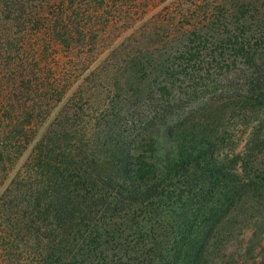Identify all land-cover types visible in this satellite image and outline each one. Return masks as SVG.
<instances>
[{
	"label": "trees",
	"instance_id": "16d2710c",
	"mask_svg": "<svg viewBox=\"0 0 264 264\" xmlns=\"http://www.w3.org/2000/svg\"><path fill=\"white\" fill-rule=\"evenodd\" d=\"M260 210L264 0H0V264H244Z\"/></svg>",
	"mask_w": 264,
	"mask_h": 264
},
{
	"label": "rangeland",
	"instance_id": "374dc122",
	"mask_svg": "<svg viewBox=\"0 0 264 264\" xmlns=\"http://www.w3.org/2000/svg\"><path fill=\"white\" fill-rule=\"evenodd\" d=\"M254 214L255 215H252V217L251 214L248 216L245 215L244 218L241 219L240 223L244 225L248 224V226L244 228L243 233H236V238L230 243L231 245L227 249V252H234L243 255L244 248H247L250 242L252 228L257 226L260 239H258L259 241L256 240L252 242L255 248L253 253H250L251 256L247 255V258L249 259L245 261V256L241 257V261L244 260V264H264V212L260 210Z\"/></svg>",
	"mask_w": 264,
	"mask_h": 264
}]
</instances>
